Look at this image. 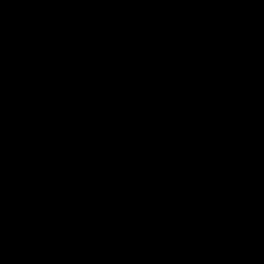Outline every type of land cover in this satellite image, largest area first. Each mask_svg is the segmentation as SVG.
<instances>
[{
    "label": "water",
    "instance_id": "obj_1",
    "mask_svg": "<svg viewBox=\"0 0 264 264\" xmlns=\"http://www.w3.org/2000/svg\"><path fill=\"white\" fill-rule=\"evenodd\" d=\"M0 264H264V0H0Z\"/></svg>",
    "mask_w": 264,
    "mask_h": 264
}]
</instances>
